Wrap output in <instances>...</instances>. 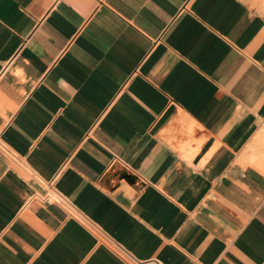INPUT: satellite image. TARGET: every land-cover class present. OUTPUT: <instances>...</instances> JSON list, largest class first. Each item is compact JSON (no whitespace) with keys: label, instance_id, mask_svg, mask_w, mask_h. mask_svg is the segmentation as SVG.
<instances>
[{"label":"crops","instance_id":"0c3cea01","mask_svg":"<svg viewBox=\"0 0 264 264\" xmlns=\"http://www.w3.org/2000/svg\"><path fill=\"white\" fill-rule=\"evenodd\" d=\"M0 264H264V0H0Z\"/></svg>","mask_w":264,"mask_h":264},{"label":"bare ground","instance_id":"6f19581e","mask_svg":"<svg viewBox=\"0 0 264 264\" xmlns=\"http://www.w3.org/2000/svg\"><path fill=\"white\" fill-rule=\"evenodd\" d=\"M57 196V195H56ZM57 198V197H56ZM56 200V199H55Z\"/></svg>","mask_w":264,"mask_h":264}]
</instances>
